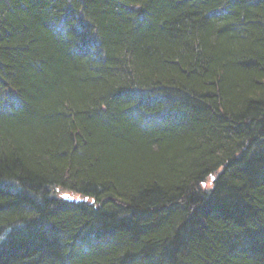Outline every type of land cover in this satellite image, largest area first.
Returning a JSON list of instances; mask_svg holds the SVG:
<instances>
[{"label": "trees", "instance_id": "trees-1", "mask_svg": "<svg viewBox=\"0 0 264 264\" xmlns=\"http://www.w3.org/2000/svg\"><path fill=\"white\" fill-rule=\"evenodd\" d=\"M0 264H264V0H0Z\"/></svg>", "mask_w": 264, "mask_h": 264}, {"label": "rangeland", "instance_id": "rangeland-1", "mask_svg": "<svg viewBox=\"0 0 264 264\" xmlns=\"http://www.w3.org/2000/svg\"><path fill=\"white\" fill-rule=\"evenodd\" d=\"M220 170L215 171V173L211 174L210 176L207 177V180L204 182V184L202 186H204V188H210V186L212 185V182L215 180L216 176L218 173H220ZM83 199V198H82Z\"/></svg>", "mask_w": 264, "mask_h": 264}, {"label": "bare ground", "instance_id": "bare-ground-1", "mask_svg": "<svg viewBox=\"0 0 264 264\" xmlns=\"http://www.w3.org/2000/svg\"><path fill=\"white\" fill-rule=\"evenodd\" d=\"M218 170H220V171H222L223 169L222 168H219ZM207 180V179H206ZM205 180V181H206ZM204 181V182H205ZM204 182L202 183V185L204 184ZM65 196H68L67 194H65ZM73 197L74 198H83L84 196L82 195V194H80V193H75L74 195H73ZM86 199V198H85Z\"/></svg>", "mask_w": 264, "mask_h": 264}]
</instances>
